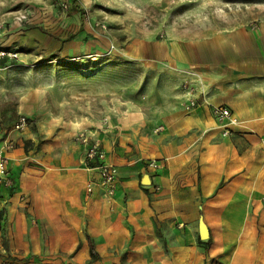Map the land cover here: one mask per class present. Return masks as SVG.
<instances>
[{
    "label": "crops",
    "instance_id": "crops-1",
    "mask_svg": "<svg viewBox=\"0 0 264 264\" xmlns=\"http://www.w3.org/2000/svg\"><path fill=\"white\" fill-rule=\"evenodd\" d=\"M167 48L163 103L52 118L36 133L15 132L17 117L0 125V145L14 146L0 263L264 264V24ZM216 106L236 124L219 122ZM80 132L102 161H86ZM102 162L117 171L112 195L97 184Z\"/></svg>",
    "mask_w": 264,
    "mask_h": 264
},
{
    "label": "rangeland",
    "instance_id": "rangeland-1",
    "mask_svg": "<svg viewBox=\"0 0 264 264\" xmlns=\"http://www.w3.org/2000/svg\"><path fill=\"white\" fill-rule=\"evenodd\" d=\"M259 24L264 0H0V125L163 103L167 47Z\"/></svg>",
    "mask_w": 264,
    "mask_h": 264
},
{
    "label": "built area",
    "instance_id": "built-area-1",
    "mask_svg": "<svg viewBox=\"0 0 264 264\" xmlns=\"http://www.w3.org/2000/svg\"><path fill=\"white\" fill-rule=\"evenodd\" d=\"M194 102H190V107L194 106ZM212 115L219 122H227V125L236 124V119L232 116L230 110L224 106H216L211 110ZM28 119L27 117L20 115L16 122L13 125V128L16 132H23L27 129ZM77 141L86 147L85 157L87 161H95L104 159L103 153L99 152V143L91 142V139L88 135L81 132L77 135ZM13 149L12 143H3L0 145V185L3 184L5 186L10 184V179L7 178V165L9 163L8 158L5 155V151H9ZM149 168H158L157 164L152 161L148 163ZM116 169L110 164L100 163L98 166V179L97 184L100 188L105 190L108 195H112L115 190V181H116ZM92 191V185L87 187V192Z\"/></svg>",
    "mask_w": 264,
    "mask_h": 264
},
{
    "label": "water",
    "instance_id": "water-1",
    "mask_svg": "<svg viewBox=\"0 0 264 264\" xmlns=\"http://www.w3.org/2000/svg\"><path fill=\"white\" fill-rule=\"evenodd\" d=\"M141 183L143 185H149L150 184V181H149V177L148 175H144V177L142 178V181ZM206 236V233H205V229L204 227L201 229V237H205Z\"/></svg>",
    "mask_w": 264,
    "mask_h": 264
},
{
    "label": "trees",
    "instance_id": "trees-1",
    "mask_svg": "<svg viewBox=\"0 0 264 264\" xmlns=\"http://www.w3.org/2000/svg\"><path fill=\"white\" fill-rule=\"evenodd\" d=\"M70 38H71V36H70V37H68V38H67V40H68V39H70ZM91 253L93 254V251H92V250H91Z\"/></svg>",
    "mask_w": 264,
    "mask_h": 264
}]
</instances>
